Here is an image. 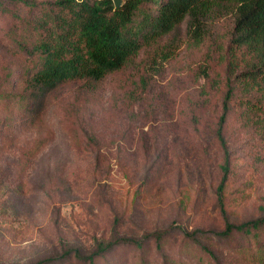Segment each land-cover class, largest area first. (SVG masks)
<instances>
[{
    "label": "rangeland",
    "instance_id": "1",
    "mask_svg": "<svg viewBox=\"0 0 264 264\" xmlns=\"http://www.w3.org/2000/svg\"><path fill=\"white\" fill-rule=\"evenodd\" d=\"M23 1L0 0V264H214L201 244L224 264H259L264 228L216 234L264 216V96L234 79L233 17L210 20L199 41L183 22L26 111L16 99L37 36Z\"/></svg>",
    "mask_w": 264,
    "mask_h": 264
},
{
    "label": "trees",
    "instance_id": "2",
    "mask_svg": "<svg viewBox=\"0 0 264 264\" xmlns=\"http://www.w3.org/2000/svg\"><path fill=\"white\" fill-rule=\"evenodd\" d=\"M22 3L32 14L28 13L26 29L37 36L29 52L26 46H18L29 54L22 80L25 88L16 99L26 111L32 101L44 99L46 93L64 82L103 79L120 69L143 46L152 44L183 22L189 37L199 41L206 32L207 23L226 14L233 17L230 42L242 51L243 69L234 79L243 92L258 91L264 96V0H120L118 6L114 0H30ZM32 8L36 9L35 13ZM231 91L228 87L224 94L223 111L216 128L223 147L222 124ZM8 97L9 93L1 89L0 101ZM263 228L264 216L236 224L226 222L223 230L216 234L255 237ZM183 233L189 239L194 236L191 232ZM162 234L156 231L151 235L160 240ZM200 247L214 264H224L207 245ZM263 248L264 242L258 243L250 256L259 264H264V251L257 250ZM65 255L69 260L68 252L59 257ZM75 258L76 261L80 259L79 255ZM82 259L93 263L92 255Z\"/></svg>",
    "mask_w": 264,
    "mask_h": 264
},
{
    "label": "water",
    "instance_id": "3",
    "mask_svg": "<svg viewBox=\"0 0 264 264\" xmlns=\"http://www.w3.org/2000/svg\"><path fill=\"white\" fill-rule=\"evenodd\" d=\"M114 3H115L116 6H118L119 3H120V0H114Z\"/></svg>",
    "mask_w": 264,
    "mask_h": 264
}]
</instances>
